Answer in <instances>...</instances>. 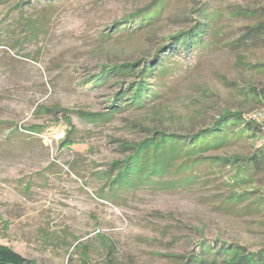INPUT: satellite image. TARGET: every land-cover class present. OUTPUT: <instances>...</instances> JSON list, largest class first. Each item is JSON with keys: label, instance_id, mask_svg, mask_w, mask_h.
<instances>
[{"label": "rangeland", "instance_id": "374dc122", "mask_svg": "<svg viewBox=\"0 0 264 264\" xmlns=\"http://www.w3.org/2000/svg\"><path fill=\"white\" fill-rule=\"evenodd\" d=\"M151 1L0 0V245L30 263L181 264L203 240L264 249L253 202L264 198V169L239 186L231 165L201 160L107 189L122 145L149 129L194 133L223 109L264 120V28L247 33L264 24V0H161L149 24L112 32ZM202 17L203 43L173 52L151 78L158 96L110 116L111 97L134 78L94 84L100 66L150 59ZM263 144L264 133L249 132L205 155ZM243 189L252 197L236 200Z\"/></svg>", "mask_w": 264, "mask_h": 264}, {"label": "trees", "instance_id": "16d2710c", "mask_svg": "<svg viewBox=\"0 0 264 264\" xmlns=\"http://www.w3.org/2000/svg\"><path fill=\"white\" fill-rule=\"evenodd\" d=\"M160 2L161 0H152L148 5L136 9L118 23L112 32L122 31L131 23L134 28L143 26L142 23L149 24L160 13ZM199 14L205 16L203 12ZM202 18L189 29L169 36L167 44L159 46L150 59L139 58L131 62L100 66L99 72L93 76L94 84L122 77L134 78L111 97L107 105L110 116L124 107L140 108L148 99L158 96L150 83L151 78L161 68H166L167 59L173 52L180 49V52L187 55L203 43L208 19ZM262 28L264 24L258 23L248 28L247 33ZM260 96L264 104V90ZM124 101L127 103L122 104ZM148 131L149 136L135 143L123 144L122 149L127 150L125 156L110 163V168L105 173L110 175L114 172V176L107 184L109 192V188L128 190L151 183L161 179L173 166L184 171L201 160H212L223 166L231 165L234 170L231 182L239 186L253 182L257 173L264 169V144L247 154L205 155L207 151L223 148L249 132L264 133V120L245 117L241 110L223 109L208 127L198 129L194 133L181 134L157 128ZM101 178L103 179V175ZM232 196L236 200L252 197L251 192L245 189ZM253 202L260 205V210H264L263 197H257ZM217 242L211 240L199 242L198 248L186 256L181 264H204L207 256H211L212 259L221 258L223 264H264V249L250 250L235 242ZM26 263L34 264L13 249L0 245V264Z\"/></svg>", "mask_w": 264, "mask_h": 264}]
</instances>
